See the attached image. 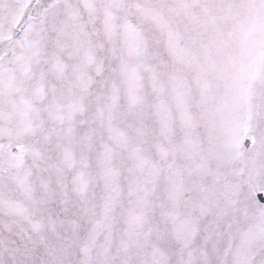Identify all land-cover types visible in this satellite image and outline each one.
Segmentation results:
<instances>
[{
    "label": "snow or ice",
    "instance_id": "1",
    "mask_svg": "<svg viewBox=\"0 0 264 264\" xmlns=\"http://www.w3.org/2000/svg\"><path fill=\"white\" fill-rule=\"evenodd\" d=\"M0 264H264V0H0Z\"/></svg>",
    "mask_w": 264,
    "mask_h": 264
}]
</instances>
